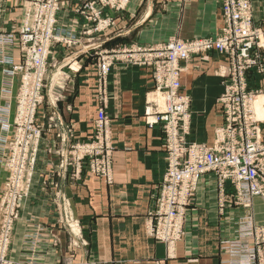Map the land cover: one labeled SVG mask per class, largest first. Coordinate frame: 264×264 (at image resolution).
<instances>
[{
    "label": "crops",
    "instance_id": "crops-1",
    "mask_svg": "<svg viewBox=\"0 0 264 264\" xmlns=\"http://www.w3.org/2000/svg\"><path fill=\"white\" fill-rule=\"evenodd\" d=\"M250 3L253 26L262 32L264 44V0ZM23 4V0H0V33L18 28ZM220 5L221 0H130L124 15L115 17L117 30L102 37L100 44L109 50L121 43L144 47L171 39L215 38L222 25ZM64 7L57 16V27L79 43L55 46L49 57L51 84L46 88L52 108L45 105L49 112L40 121L50 129L43 136L9 257L34 259L36 264H221L227 259L223 244L238 241L240 218L250 215L256 225L264 224V202L254 198L251 209L243 211L234 206L229 185L220 190L215 176L207 173L198 180L185 208L182 240L169 247L148 235L167 166L162 130L147 124L155 117L150 69L117 63L109 74L106 117L112 142V183L93 176L68 180L66 149L92 137L96 72L90 44L82 38L85 21L74 11L76 1L68 0ZM12 55L19 62L18 51ZM182 66L181 93L190 98L187 140L211 146L223 125L218 99L224 92L221 75L228 71V60L209 53L194 56ZM61 74L68 77L63 87L57 83ZM261 78L259 88L264 91V75ZM17 86L14 78L7 103L9 124L14 118ZM259 127L264 140V121ZM3 134L10 137V133ZM5 178L6 170L0 165V189ZM60 203L67 205L70 231L58 225ZM28 225L54 227L57 245L33 255L23 253Z\"/></svg>",
    "mask_w": 264,
    "mask_h": 264
},
{
    "label": "built area",
    "instance_id": "built-area-1",
    "mask_svg": "<svg viewBox=\"0 0 264 264\" xmlns=\"http://www.w3.org/2000/svg\"><path fill=\"white\" fill-rule=\"evenodd\" d=\"M57 1L38 5L37 9H56ZM221 17L222 27L215 38L172 39L144 47L126 46L102 51L99 59L102 138L109 137L106 107L112 67L121 63L148 68L152 72L154 95L150 103L155 117L147 124L160 126L167 164L156 198L158 219L155 232L169 243L182 238L185 208L204 174H213L222 191L229 185L233 204L243 211L251 209L254 198L264 202V141L259 127L261 121L256 119L252 109L254 100L262 93L252 89L248 80L250 72L264 74L263 35L252 25L250 0H221ZM54 24L50 15L38 24L42 27L41 33L24 31L29 47L25 48L24 64L17 70L21 73L22 94L38 95V101L41 99L46 57L55 41ZM0 42L7 45L11 40L4 38ZM209 53L223 55L229 63L227 73L221 75L224 92L218 99L223 125L216 130L211 146L187 140L191 121L190 98L181 93L180 84L184 71L182 64L190 62L194 56ZM17 104L12 145V150L14 147L18 149L17 162L12 165L11 160L7 166H14L17 177L21 178L23 171L27 170L23 155L27 157L28 152L34 150L30 144L39 139L40 133L21 102L17 101ZM3 126L8 128L6 121ZM149 230L154 232L152 226ZM237 237V242L223 244L227 259L222 264H264V224L256 225L250 215L243 216L238 222Z\"/></svg>",
    "mask_w": 264,
    "mask_h": 264
},
{
    "label": "rangeland",
    "instance_id": "rangeland-1",
    "mask_svg": "<svg viewBox=\"0 0 264 264\" xmlns=\"http://www.w3.org/2000/svg\"><path fill=\"white\" fill-rule=\"evenodd\" d=\"M50 1L51 0H23V11L18 28L9 32L0 33V41H2L4 38L11 40V42L7 43V45L0 42V74L2 76V85L0 87V165L6 170V178L0 189V264L37 263L34 259L32 260L23 258L19 261H14L9 257V249L15 225L20 220V213L22 210L23 203L29 197L32 188V179L34 176V171L38 160V155L40 152V146L43 140L44 133H46L50 129V126L44 123L42 124V121H40V118L43 120L46 117L45 114L49 112H47L46 106L51 107L47 96V88H49V84H51V78L48 79L47 77L49 70V57L55 46L73 47L79 43L78 40H76L72 35L59 31V28L57 27V16L59 12L65 8L64 6H66V2H68V0H58L56 9H37L38 5L45 3H47L46 5H49ZM75 1L76 7L74 11L85 21V28L82 32V38L83 40H85V43L87 45L90 44V58L94 60L93 63L95 65L96 79L94 100L96 103V116L93 121L92 137L86 141L74 142L69 146L68 149H66L67 177L69 181L77 182L83 180L85 176H93L95 178L101 179L106 184H111L112 142L110 137V126L108 127L109 137L102 138V124L99 123V111L102 110V79L98 73L100 64L99 59L100 55L102 54V51H111L117 48L119 49L124 48L126 46L129 47L136 45L132 43L131 45L129 43H121L119 45H115L109 50H103L102 44H100V42L105 36H108L109 34L114 33L117 30V25H115V17L121 15L122 13L124 15L125 9L129 4L130 0ZM118 6L123 7L118 8ZM103 14H108V16H104ZM50 15H52L53 19L55 20V41L51 43L49 52L46 57L43 88L40 94L41 99L40 101H38V95L29 93L22 94L21 73L17 70V68L21 66L22 63L24 64L26 57L25 48L29 47L26 42L24 31L28 29L30 31H37L41 33L42 27L38 26V24L40 23V21H45L46 19H48ZM39 18L42 19L40 20ZM15 50L18 51L20 58L19 62H15L14 57L12 55L13 51ZM263 75L264 74L251 72L248 77V80L252 88H256L257 91L262 92L264 95V91L259 88L261 84L260 81H263V79L261 78ZM14 78H17L18 80L17 91L14 96V118L16 109L18 107L17 101H20L21 104L24 106L25 110H27L26 115L28 116V118L33 120L34 127L40 133L39 139L35 140L34 143L30 144V148L33 147L35 152L34 150L28 152L27 157L23 155L22 160L24 163H27V170L23 171L21 178L17 177L16 169L14 166L10 168L7 166V163L11 160L13 162H10L12 165L17 162L16 155L18 153L17 148L14 147L12 150L16 126L14 123V118L12 124H9V111L7 104L11 94L10 90ZM58 79V85L60 87H63L62 85H65L67 83L68 77L65 74H61ZM48 81L50 83H48ZM261 100H264V96L260 95L254 100L252 109L256 119L262 122L264 121V119H261V117L258 116L257 109L259 108L256 107L258 101ZM261 107H264L263 103L261 104ZM4 121L7 122L8 128L3 126ZM3 133H10V137L7 138ZM262 141L264 140L262 139ZM161 184L162 182L158 186L157 196L160 193ZM66 207L67 205L65 203H60L59 207L57 205L58 213L62 215V219L58 221V225L61 226L64 231L66 230V228L69 229L68 226L72 224L67 218L66 214L68 213V211L66 210ZM156 212L157 202L155 201V211L153 214L154 219L152 224L150 225V227L152 226V228L154 229V232H151L148 229V235L152 237L155 241L164 243L169 247L181 241L184 234L182 238L175 243H169L159 238V235L155 232L158 219ZM27 228L29 229V231L25 234L24 242L22 244L23 248L21 250L26 255H33L41 249H48V246L53 247L57 245L58 239L56 237V233L54 232V227L51 228L50 226L43 225L31 227L28 225Z\"/></svg>",
    "mask_w": 264,
    "mask_h": 264
},
{
    "label": "bare ground",
    "instance_id": "bare-ground-1",
    "mask_svg": "<svg viewBox=\"0 0 264 264\" xmlns=\"http://www.w3.org/2000/svg\"><path fill=\"white\" fill-rule=\"evenodd\" d=\"M262 103L264 104V100L258 101V103L256 104V107L259 108L257 109L258 116H260L261 119H264V107H261Z\"/></svg>",
    "mask_w": 264,
    "mask_h": 264
}]
</instances>
